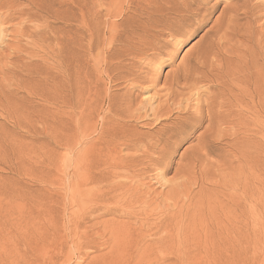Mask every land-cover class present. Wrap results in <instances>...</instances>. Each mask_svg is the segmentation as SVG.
Masks as SVG:
<instances>
[{"label":"rangeland","instance_id":"374dc122","mask_svg":"<svg viewBox=\"0 0 264 264\" xmlns=\"http://www.w3.org/2000/svg\"><path fill=\"white\" fill-rule=\"evenodd\" d=\"M188 1L193 6L189 5L192 10L189 9L187 13L186 33L173 40L175 45L165 48V53L160 56L161 60L148 61L152 70L144 73L148 78L153 77L149 78L152 81L141 83L143 88L147 87L146 90H139L141 86L132 90L127 83L113 84L114 82L103 74L98 77L97 84L100 90L106 91H103V94L124 92V85L132 88L130 91L134 96H131L132 103L129 107L131 110L128 108V112L131 114L132 111L135 118L128 117L126 120L131 122L138 134L146 138L143 140L147 143L143 141L144 145L141 143L142 147L135 149L134 154H132L134 149L121 147L120 155L125 157L135 155L136 162L139 163H135L139 165V169L135 164L136 168L133 165L122 168L121 172H125L126 175L122 172L121 179L126 177L128 183L131 182L152 199L149 202L154 209L152 210L154 216L165 217V222L161 226L152 228L154 234L138 242L137 251L132 253V250L128 249L130 254L115 263L102 262L100 254L106 252V249L93 247L79 249L70 241L78 233V229L70 224V219L76 220L86 215L89 206L87 194L94 187L93 183L91 185L85 183L79 189L77 186L72 189L71 179L79 181L85 170L105 172L99 156H92L86 149L89 143L97 148V144L93 143H97L101 131V126H98L101 125V120L103 121L102 112L106 111V105L104 103L100 108L99 116H94L95 121L97 120V133L91 131L83 138L82 144H73L76 128L84 129L81 126L82 120L78 123L70 121L66 115L60 116V119L62 118L60 120L58 116L49 112L53 111L54 107H45L34 97L28 101L23 100L20 97L22 89L19 88L14 71H19L17 55H25L23 47H29L28 43L32 38L21 36L23 23L8 17L6 20V13L1 9L3 6L0 7L3 11H0L2 19L0 22L6 20L4 25L0 23V28L4 27V30L0 29L2 33L0 36H4L0 37V264H52L54 261H57L55 264H264V116L262 118L257 116V106L251 110L227 107L223 99L225 91L222 90L221 84L217 83L218 86H214L215 81L213 83L201 80L195 83L199 76H195V73L201 69L207 70L212 63L211 59L214 58L213 52L216 49L212 48L211 51L207 48L211 42L213 45L222 42L224 47L220 44L221 49H226L227 54L232 56L231 61L224 62V70L228 64L242 66V61L245 60L243 54L246 53L244 47L247 44L240 41L241 44L239 37L243 34L241 29L243 32L245 29L246 32L247 18L242 15L243 13L240 14L238 19L234 20L237 24L231 26V30L235 28V31L228 33L230 40L226 38L222 40L227 25L226 16L231 13L230 11L224 15L226 9L223 7L229 6V3L226 0ZM259 1L264 3L263 0H255ZM241 2L242 0L240 4ZM69 6L64 5V8L68 7L66 9L68 13ZM45 16L32 23L28 21L25 23L31 27L45 26L43 27L45 31L62 25V21H52L50 17ZM218 16L219 20L223 18L222 21H217L220 22L219 25L215 23ZM262 17L256 23V28L252 27L255 33L260 31L257 27L260 28L264 21V16ZM100 28L103 31L104 24H100ZM258 33L255 35L253 32L252 40L258 37ZM166 35L165 33L162 38L168 39ZM101 47L102 44L93 51L96 54L95 65L100 69ZM216 47L218 49V46ZM205 51L210 53L206 59L209 66L198 69L197 60L206 56ZM140 62L145 64L143 60ZM215 64H218V61ZM194 68H197L196 71ZM156 104L159 106L157 107L159 116L151 114L150 109L156 108ZM141 106L146 109L143 110ZM12 110L18 115L12 116ZM88 112L89 110L83 113L85 114L83 120L88 119L86 124L83 122L85 127L91 121V114ZM107 114L110 116L113 112ZM140 114L143 120L137 118ZM67 119L69 121H65ZM74 122L79 126L77 127ZM18 123L25 125L27 130ZM66 145L74 146L75 149L69 150ZM149 146L153 148L150 147V152L147 151ZM139 149L143 150L140 151L141 155ZM78 153L81 155L80 158H83L76 162L79 159H75ZM84 155L88 156V161ZM89 167L93 169L89 170ZM129 172L132 173L130 177ZM129 178H133L135 182ZM158 207L160 209L162 207L160 210L162 213ZM149 241L152 242V246L142 251L141 245ZM86 254L88 257L85 258Z\"/></svg>","mask_w":264,"mask_h":264},{"label":"bare ground","instance_id":"6f19581e","mask_svg":"<svg viewBox=\"0 0 264 264\" xmlns=\"http://www.w3.org/2000/svg\"><path fill=\"white\" fill-rule=\"evenodd\" d=\"M191 1L193 2V0ZM226 1L227 3H229V6L223 7L224 9H226V13L224 15L230 13V11L231 13L226 16L227 25L226 28H224L225 30L221 39L226 38L227 40H230L228 33L229 31H233L235 29L234 28L233 30H231V26H233V24L235 23L234 20L238 19L240 14L243 13L242 15L247 18V26L245 25V28L247 29L246 32L245 29L243 32V29L240 28L243 34L241 35L242 38L239 37V42L243 41V44L244 42H246L247 44V46L244 47L246 48V53L243 54V58H245V60L242 61V66L237 67L232 64H228L226 65V70H224V62L227 63L228 61L232 60L231 54H227L226 49H221V45L222 47H224L223 43L220 42L221 40H219L221 45L219 43L214 44L218 46V49L213 45L212 42H208L210 44L207 46V48H210L211 51L212 48L216 49V51L213 52L214 58L211 59L212 63H210V66L208 65L209 63L206 64V59L208 58L207 56H209L210 53L208 54L205 51L206 56H202V58H199L197 60L198 69L208 66L209 67L207 70L201 69L197 73H195V76L199 75L198 78H196L195 83L200 82L201 80H205L208 82L215 81L216 84H214V86H216L217 83L221 84L222 90L225 91V97L223 99L227 107L234 106L241 109L244 108L246 110H251L253 107L255 108V106H257V116L259 115L262 118V116H264V21L262 22V24H260V28L257 27L258 31L260 29L259 33H255V31L252 30L254 29L252 27L256 28V23L259 22L260 18H263L262 16H264V12L262 14V11H264V3L260 1L255 2V0H242L241 4L240 0ZM64 5H70L69 13L66 11L68 7L64 8ZM189 5L190 2L188 0H6L5 3H0V7L3 6L1 7V9L4 10V13H6V17L4 16L6 20L8 17V19L12 18L21 21L23 23V28H21V36L32 38L28 43L29 47L25 46V48L21 46L23 47V50L26 51L25 55L16 54L18 58L17 62L19 64V71H14V74L18 79L16 80L19 82V88L22 89V91H20L22 93L20 97L23 100L27 99L28 101L33 97L37 98L38 101H41V104H43V106L54 107V110L49 112L58 116L59 119L60 116L66 115V117H68L70 121H77V123L80 120H82L83 122L85 121L83 120L85 119L84 115L87 114V112L85 113V111L89 110L88 113L91 114V121L89 124L87 123V127H85L84 125L86 124L88 119L85 121L84 125L82 122L81 126H83L84 129L81 128V130L78 129L79 125L74 122V124L77 125L78 128H76L77 131L75 130L76 136L72 140L73 144H82V141L84 140L83 138L86 137V134L90 133L91 131H95L97 133V120L95 121L94 116L98 115V113L100 112V108L103 107L104 103L106 105V111L104 110L105 112H102V119L104 122L101 120V125L98 126H101V131L99 132L97 143H93L95 145L97 144V148L89 143L86 149L89 150V153L92 156H99L101 165H104L102 169L105 170V172L99 173L92 167H89V170H93L90 172L85 170L79 181L71 179L72 189L76 186L79 189V187H82V185L85 183H89V185L93 183L94 187L92 188V190H90V193L88 192L87 194L89 196V206L87 209L88 211H86V215L76 220L70 219V224L74 225V227L78 229L77 235H75L74 238H71L70 241L74 242L76 247L78 246L79 249L85 247H93V249H106V252L101 254L99 253L100 257L103 259L102 262L115 263L117 261L123 260L124 256H128L130 254V252H128V249L132 250V253L137 251L138 242L140 243V240H142L143 238H146L148 235L150 236L154 234L152 228L161 226L165 222V217L161 216L159 218L158 216L153 215L154 211L152 212V210L154 209L151 208L152 205L150 203L152 199L147 196V194L142 193L139 188L133 186L131 182L128 183L126 181V177H124L126 180L121 179V173L123 172H121L122 168H129V166H135V163H139L136 162V157H134L135 155L125 157L120 155L119 153H121L120 149L123 146V148L125 149H134L132 153L134 154L135 149L138 150L140 144L146 139H144L141 134H138L139 132L137 133L129 120H126V118L128 117L131 118L135 116L134 114H132V111L131 114L128 112V108L132 103L131 96H134L132 95L130 90L132 88V90H134L136 87H140L141 83L152 81L150 79H152L153 76L151 78L149 77V79L144 73L147 71L150 72L149 69L151 68H149V62L153 60H161L160 56L165 53V48L172 44L175 45L173 40L177 36H182L186 33V29L188 27V25H186L188 20L187 13H189L188 11L192 10L190 8L193 6L190 5L191 7L189 8ZM241 10L242 12L240 13L239 11ZM4 13L2 14L4 15ZM44 15L50 17L52 21H62V25L58 26L57 28H50V31H45V28H43L45 26H43L42 28L39 25H34V27H31L29 24L25 23L26 21L32 23L34 20H38V18H42V16ZM219 16L216 18L215 23L217 21L223 20V18L219 20ZM4 21L0 23H3L4 25ZM100 24H104L103 31H101ZM235 24H237V22ZM238 26L239 25H237V27ZM2 30H4V27L1 29V31ZM253 32L255 35L258 33V37H256L254 40H252L254 35ZM165 33L167 34L166 37H169L168 39L162 38ZM0 35H2L1 32ZM3 37L4 36H2L1 38ZM239 42L237 40V43ZM101 44L102 68L100 69L95 65L97 64V62L95 61L96 54H94L93 51ZM237 48L240 50L239 47ZM23 50H20V52ZM166 54L168 56V53ZM195 58H197V56ZM142 60L145 64L140 62ZM217 61L218 64H215ZM16 67H18V65ZM195 69L197 68H194V70ZM187 71L188 68L186 72ZM191 71L192 69L189 70L190 75ZM100 74L107 76L110 81L114 82L113 84L118 83L121 85L123 83H127V85H130V87L132 88H127V86L124 85V92L120 90L122 92L103 94L106 91H101L97 84ZM195 88L197 89V87ZM146 89L147 87H142L141 89L139 88V90ZM168 89L171 90L170 88ZM173 93L171 92V94ZM144 97L146 98L147 95H145ZM145 98L142 99L144 100ZM165 98H167V95H165ZM168 98L172 99L171 97ZM134 100L136 101V96ZM173 100H175V97ZM6 101L8 100L6 99ZM219 102L220 101H218V104ZM8 103L9 102H7V105ZM128 103L129 105H127ZM157 105L158 104H156V108L150 109L153 116H159V109H157V107L159 106ZM143 106L141 107L144 110L145 107ZM64 108L67 109L63 110ZM210 108L213 110L212 107ZM259 108L261 111L259 110ZM166 110L168 111V109ZM110 111L113 112V114L109 116L107 113ZM239 112L241 111L239 110ZM83 113L85 114L83 115ZM11 115L15 117L18 114L16 111L12 110ZM88 116L90 115H87V117ZM139 117L141 118V114L137 116V118ZM255 118L256 116H254V119ZM60 120H62V118ZM65 121L69 120L67 119ZM151 122H149V125ZM18 125L26 128L27 130V127L25 125L21 123H18ZM257 130L260 131V129ZM156 131L158 135V129ZM151 136L152 135L150 134V137ZM151 138L153 139V136ZM142 145H144V143H142ZM66 146L69 150L75 149L74 146ZM150 147L151 146L148 147V152H150L151 150ZM80 149L82 150V148ZM140 151L143 150L139 149V152ZM136 153L138 154V152ZM77 155L75 156V159L79 158L76 161L79 162L83 157L80 158L81 155L79 156V153ZM139 155H141V152ZM84 156L86 157V155ZM87 158L88 156L86 157V159ZM138 167L139 165L137 166V169H139ZM164 168L165 167H163V170ZM123 173L124 175H126L125 172ZM130 173L131 172H129L128 174L129 177L132 175V173ZM133 178H129V180L131 179L132 181H134ZM85 189L87 188L85 187ZM242 196L244 197V195ZM246 201L248 200L246 199ZM231 207L229 208L232 210L233 208ZM160 210H162V207L161 209L159 208V211ZM98 218H102V220H98ZM85 219L87 221L84 222ZM243 224L244 222L242 221V225ZM151 246V241H149L148 243H143L141 245V250L145 251ZM87 254L85 258L88 257ZM107 258H109L110 260H105ZM56 262L57 261H54L53 263L55 264Z\"/></svg>","mask_w":264,"mask_h":264}]
</instances>
